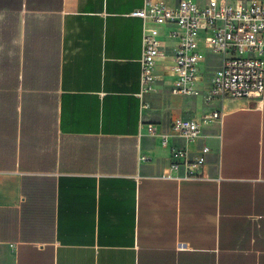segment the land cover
<instances>
[{
	"label": "crops",
	"instance_id": "obj_1",
	"mask_svg": "<svg viewBox=\"0 0 264 264\" xmlns=\"http://www.w3.org/2000/svg\"><path fill=\"white\" fill-rule=\"evenodd\" d=\"M143 5L0 0V264H264V101L142 93ZM213 109L169 176L146 126Z\"/></svg>",
	"mask_w": 264,
	"mask_h": 264
},
{
	"label": "built area",
	"instance_id": "obj_2",
	"mask_svg": "<svg viewBox=\"0 0 264 264\" xmlns=\"http://www.w3.org/2000/svg\"><path fill=\"white\" fill-rule=\"evenodd\" d=\"M132 16L144 22L142 93L154 92L156 63L170 56L165 71L172 95L201 97L208 105L227 97L264 101V0H144ZM210 57L218 59L216 70H205ZM222 118L223 110L213 109L173 121L166 132L146 126L149 136L170 147L169 176H200L211 148L203 144L190 159L186 147L173 142L197 143L206 138L204 128Z\"/></svg>",
	"mask_w": 264,
	"mask_h": 264
},
{
	"label": "rangeland",
	"instance_id": "obj_3",
	"mask_svg": "<svg viewBox=\"0 0 264 264\" xmlns=\"http://www.w3.org/2000/svg\"><path fill=\"white\" fill-rule=\"evenodd\" d=\"M218 59L216 57H210V65H208L207 67H205V70L207 71H213L216 70L218 68V63H217ZM153 94V93H152ZM148 95H151V93H148ZM145 109L148 110L149 105L147 103H145ZM151 113V112H150ZM146 123V122H145Z\"/></svg>",
	"mask_w": 264,
	"mask_h": 264
}]
</instances>
